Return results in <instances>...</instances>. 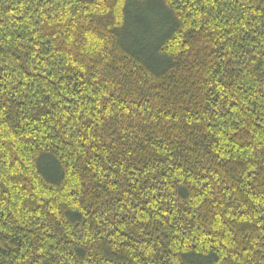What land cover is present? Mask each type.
Listing matches in <instances>:
<instances>
[{
	"label": "trees",
	"instance_id": "obj_1",
	"mask_svg": "<svg viewBox=\"0 0 264 264\" xmlns=\"http://www.w3.org/2000/svg\"><path fill=\"white\" fill-rule=\"evenodd\" d=\"M0 264H264V0H0Z\"/></svg>",
	"mask_w": 264,
	"mask_h": 264
}]
</instances>
